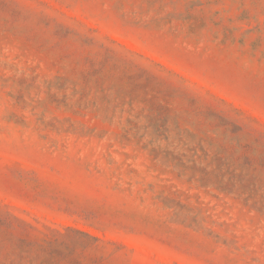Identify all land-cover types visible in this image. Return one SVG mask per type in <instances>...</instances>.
I'll return each mask as SVG.
<instances>
[{
    "label": "rangeland",
    "instance_id": "1",
    "mask_svg": "<svg viewBox=\"0 0 264 264\" xmlns=\"http://www.w3.org/2000/svg\"><path fill=\"white\" fill-rule=\"evenodd\" d=\"M0 264H264V0H0Z\"/></svg>",
    "mask_w": 264,
    "mask_h": 264
}]
</instances>
